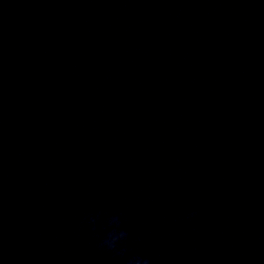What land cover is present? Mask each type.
Segmentation results:
<instances>
[{
  "label": "clouds",
  "instance_id": "9594fccd",
  "mask_svg": "<svg viewBox=\"0 0 264 264\" xmlns=\"http://www.w3.org/2000/svg\"><path fill=\"white\" fill-rule=\"evenodd\" d=\"M102 215L107 217L106 227L104 229L103 238L99 241L98 247L108 253H111L114 258H122L128 253V248L125 246L128 240V233L121 230V219L119 216L110 215L105 211ZM196 215L192 212L187 219H192ZM101 214L87 217V223L92 226L91 230L95 231V225L100 220ZM127 264H150V261L140 256H130Z\"/></svg>",
  "mask_w": 264,
  "mask_h": 264
}]
</instances>
